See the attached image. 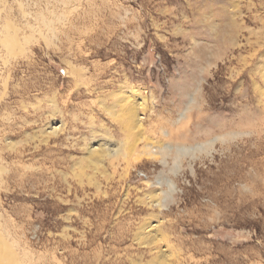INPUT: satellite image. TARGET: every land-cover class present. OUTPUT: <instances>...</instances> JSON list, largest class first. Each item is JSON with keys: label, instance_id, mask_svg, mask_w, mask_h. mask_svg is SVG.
I'll use <instances>...</instances> for the list:
<instances>
[{"label": "rangeland", "instance_id": "rangeland-1", "mask_svg": "<svg viewBox=\"0 0 264 264\" xmlns=\"http://www.w3.org/2000/svg\"><path fill=\"white\" fill-rule=\"evenodd\" d=\"M7 19L32 40L0 44V264H264V0H0ZM123 91L142 128L105 110Z\"/></svg>", "mask_w": 264, "mask_h": 264}, {"label": "bare ground", "instance_id": "bare-ground-1", "mask_svg": "<svg viewBox=\"0 0 264 264\" xmlns=\"http://www.w3.org/2000/svg\"><path fill=\"white\" fill-rule=\"evenodd\" d=\"M46 21L47 20H43V22H46ZM32 28H34V27H32ZM35 28H37V27H35ZM1 29H3V30L1 31ZM16 29H18V27H16ZM16 29L14 28L13 23L10 20H8V19L6 20L5 24L2 27H0V32H1L0 33V44L8 52H10V56H13V57L15 56L14 58H17L19 55H23L24 53H26L29 50V45H30V44L29 45H26V44L27 43H30L31 40H32V37H27V36H25L23 38V40H20L18 38V31ZM8 58L4 60V64L5 65H7V64H9L11 62V60H8ZM114 96H115V102H114V104L112 106L107 107V108H105L103 106L105 108V110L109 114H111L113 116H117V115L127 116L128 119L132 120L135 123V126L137 125V127L142 128V125H139L140 122L142 121V119H140L139 115H137V108L135 107L137 105H135L133 103L135 101L134 99H137L138 97H140V100L142 102L140 101L141 104H139V103H137V104L139 106L143 107L144 104L146 105L145 98L142 97V95H136L135 92L126 93V91L125 92L123 91V92L118 93V94H114ZM131 104H133V106H131ZM119 107H121V109L123 111V114L121 112H119V110H118ZM57 130H58L57 128H53L52 125L49 124L46 127V129L44 130V134L45 135H48V137H49V136L52 135V133L57 134L56 133ZM87 153H88V156H89L88 159L91 161L92 165H95V167H96L95 170H98L97 168L99 166V162L92 161L93 158H97V155H96L97 154V148H95L93 145H91L90 147L87 148ZM120 153H121V149L120 148L119 149H115L113 151H110V158L117 157V156L120 155ZM148 155L151 158H156V156L158 155V152L157 151H154V150H151L150 152H148ZM108 156H109V154H108ZM4 171H6L5 168L0 165V176H1V174ZM0 180H1V177H0ZM148 199L151 200L152 204H154V205L156 204V206H159L160 205L159 199H158V194H154L153 192L152 193H149ZM149 228H150L149 224H147V223L144 224L142 226V228H141V231L142 232H140L139 235L142 236L144 234L143 233L144 231L150 233L151 231H148ZM1 244H2V246H4V251H6V253H10V250L6 247V245H4V243H1ZM14 260H17V259L14 258Z\"/></svg>", "mask_w": 264, "mask_h": 264}]
</instances>
